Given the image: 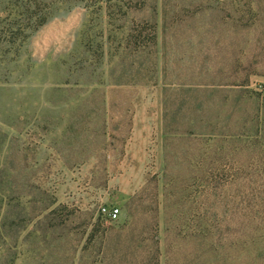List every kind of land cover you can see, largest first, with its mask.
Returning a JSON list of instances; mask_svg holds the SVG:
<instances>
[{"label":"rangeland","instance_id":"1","mask_svg":"<svg viewBox=\"0 0 264 264\" xmlns=\"http://www.w3.org/2000/svg\"><path fill=\"white\" fill-rule=\"evenodd\" d=\"M196 2L0 0V264H264L262 197L205 218L264 189V4Z\"/></svg>","mask_w":264,"mask_h":264},{"label":"trees","instance_id":"2","mask_svg":"<svg viewBox=\"0 0 264 264\" xmlns=\"http://www.w3.org/2000/svg\"><path fill=\"white\" fill-rule=\"evenodd\" d=\"M191 3H197V0H188ZM224 3H228L227 5H233V6H240V3H244L247 7H248V12L251 14V18L256 16V12L254 10H256L257 8L261 7L262 4H264V0H223ZM245 14L241 15L242 17ZM47 19L46 16H42L40 18V20L38 21V24L44 22ZM235 21H238L237 19ZM252 151L257 150V148H253L251 149ZM227 155L229 156V153L226 154L225 156L227 157ZM244 165V164H243ZM257 178L255 173H253V171L251 170L250 173L246 172V174H243L241 176H235L232 181H235L236 184V195H239V197H234V203H232L231 199L227 200L225 203L226 205L229 206V204L231 206H235L238 207L240 209L239 213H235L232 216H227V212L224 213V215L222 216V218L220 219V216L216 215H212L211 213L205 217L207 219V223L208 225L213 228L216 225L219 226L217 223L220 222V220H222L223 222H225V225H228L229 223L226 221H230L231 223H233L234 225H238V226H244V225H248L251 223V220H253L254 216H255V211H254V201L255 198L257 196L262 197V203L261 205H264V189L263 190H258V186L256 184ZM264 178V176H263ZM212 215V216H211ZM202 222V219H200ZM209 221V222H208Z\"/></svg>","mask_w":264,"mask_h":264},{"label":"built area","instance_id":"3","mask_svg":"<svg viewBox=\"0 0 264 264\" xmlns=\"http://www.w3.org/2000/svg\"><path fill=\"white\" fill-rule=\"evenodd\" d=\"M104 213H106L110 220H116L119 216V207L111 206L109 208L103 207Z\"/></svg>","mask_w":264,"mask_h":264}]
</instances>
